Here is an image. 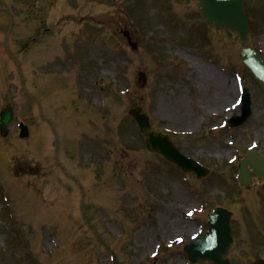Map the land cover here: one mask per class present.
Instances as JSON below:
<instances>
[{"label":"rangeland","instance_id":"rangeland-1","mask_svg":"<svg viewBox=\"0 0 264 264\" xmlns=\"http://www.w3.org/2000/svg\"><path fill=\"white\" fill-rule=\"evenodd\" d=\"M7 1L0 32L16 37L17 17L26 53L0 62V112L15 111L0 135V264H189L183 245L216 207L236 218L229 264L264 257V185L235 182L250 142L264 154V122L229 129L212 116L237 101L238 87L220 74L234 93L211 91L201 56L253 85L227 32L207 27L195 0ZM232 46L239 51L237 38ZM131 107L209 174L197 180L149 152Z\"/></svg>","mask_w":264,"mask_h":264},{"label":"water","instance_id":"water-1","mask_svg":"<svg viewBox=\"0 0 264 264\" xmlns=\"http://www.w3.org/2000/svg\"><path fill=\"white\" fill-rule=\"evenodd\" d=\"M197 5L202 13L204 19L208 23H213L214 27L233 29L240 37L243 43L246 41L247 24L242 8L241 0H196ZM217 22V23H214ZM245 50H243L244 52ZM243 57V55H242ZM244 59V57H243ZM244 61L250 64L249 59ZM259 65L256 62L254 66L250 65V69L256 74L257 78L264 85L262 75L258 70ZM143 83L145 77L141 74ZM246 108L243 116L232 124H240L243 118L248 115V102L246 101ZM130 114L135 118L140 131L144 135L146 147L153 152H157L166 158L168 161L175 163L182 171H194L198 176H204V170L195 161L186 158L180 154L173 146L169 137L165 134L157 132L149 123L146 115L140 114V109H133ZM13 112L10 108L3 110L1 114V134L5 135L7 132V124L12 119ZM28 132L26 127H22L20 131L21 136H27ZM250 165L253 173L260 179H264V157H261L254 151L248 152L245 158L240 163V174L238 180L241 185H249L251 182V173L248 171L247 166ZM229 213L222 209H216L212 215L209 216V228L213 227L214 230L207 232L206 238L200 239L198 242L185 246V251L188 258L192 261L197 259L206 260L210 259L215 264H227V261L222 258L226 256L232 242V235L228 226ZM224 217V221L220 219ZM212 222V223H211ZM222 224V225H221ZM223 230V231H222ZM222 236L219 247L217 238ZM256 264H264L263 260L258 261Z\"/></svg>","mask_w":264,"mask_h":264},{"label":"flooded vegetation","instance_id":"flooded-vegetation-1","mask_svg":"<svg viewBox=\"0 0 264 264\" xmlns=\"http://www.w3.org/2000/svg\"><path fill=\"white\" fill-rule=\"evenodd\" d=\"M243 4L248 21L247 45L250 48L258 50L260 52L261 58L264 60V0H243ZM232 38L233 37L230 39L232 40ZM253 82H255V80ZM249 88L253 105L254 101L258 105L257 108L259 109V115L257 118L259 120H263L264 90L261 87Z\"/></svg>","mask_w":264,"mask_h":264},{"label":"bare ground","instance_id":"bare-ground-1","mask_svg":"<svg viewBox=\"0 0 264 264\" xmlns=\"http://www.w3.org/2000/svg\"><path fill=\"white\" fill-rule=\"evenodd\" d=\"M214 23H217V22H214ZM213 25V23H211ZM214 26V25H213ZM126 33V32H125ZM210 69V68H209ZM220 72H215L214 71V75L212 73H210L209 75H207L206 71H205V81H210L208 84H207V87L210 85V84H214L216 87H219V93H222V96L223 97H230L233 93H234V90L231 88L232 85L227 82L226 80H222V78L220 77ZM224 81H226V83H224ZM235 87H236V84H235ZM236 93H237V89H236ZM211 110H213L211 108ZM219 114L221 113L220 110H216ZM182 125V124H181ZM258 148V146H257ZM173 220V219H172ZM182 223L183 224H187V222H182V221H179L178 224L180 225V227L182 226ZM141 237H145V235H141Z\"/></svg>","mask_w":264,"mask_h":264}]
</instances>
